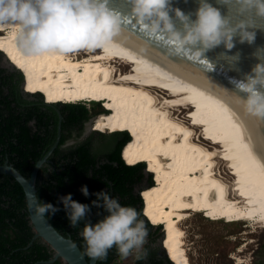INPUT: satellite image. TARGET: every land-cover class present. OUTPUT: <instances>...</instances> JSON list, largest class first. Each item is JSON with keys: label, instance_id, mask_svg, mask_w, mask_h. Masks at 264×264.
<instances>
[{"label": "bare ground", "instance_id": "obj_1", "mask_svg": "<svg viewBox=\"0 0 264 264\" xmlns=\"http://www.w3.org/2000/svg\"><path fill=\"white\" fill-rule=\"evenodd\" d=\"M0 50L23 72L27 93L48 104L103 101L108 114L96 117L93 129L130 133L124 159L147 163L154 176V186L142 192L143 215L163 226L174 264H193L181 223L196 210H212L213 221H252L264 229V145L231 103L116 37L102 47L33 56L22 49L17 29L6 27ZM187 109L200 128L188 124Z\"/></svg>", "mask_w": 264, "mask_h": 264}, {"label": "clouds", "instance_id": "obj_2", "mask_svg": "<svg viewBox=\"0 0 264 264\" xmlns=\"http://www.w3.org/2000/svg\"><path fill=\"white\" fill-rule=\"evenodd\" d=\"M218 2L235 4L238 14L255 7L257 13L264 16V0ZM129 3L132 14L138 20L153 31L168 33L179 46L198 56H203L205 52L221 44L227 50L233 49L237 35L241 43H252L256 39V32L249 30L251 20H234L231 16H225L211 0H198L195 18L192 13L185 14L181 9H175L176 16L183 22V31L174 27L169 15V0H129ZM109 4L110 0H0V28L17 29L22 49L33 56L102 47L116 36L122 24L121 13L109 7ZM231 58L236 60L238 56ZM253 72L255 76L248 75L246 80L233 82L240 91L247 93V97L243 98L245 110L264 116V92L257 89V85L264 87V64H257ZM104 109L107 111V108ZM142 164L147 163L139 165ZM80 191L85 196H95L91 204L74 200L72 193L58 199L72 226H76L87 216L91 205L105 210L106 214L102 218L86 222L80 233L89 257L104 259L114 246L121 258L133 254L137 259L147 256L145 245L149 229L134 206L121 204L106 189L90 193L88 186L82 185ZM59 210L51 202L42 201L37 206V213L41 216L55 214ZM224 220L225 218L219 222Z\"/></svg>", "mask_w": 264, "mask_h": 264}, {"label": "trees", "instance_id": "obj_3", "mask_svg": "<svg viewBox=\"0 0 264 264\" xmlns=\"http://www.w3.org/2000/svg\"><path fill=\"white\" fill-rule=\"evenodd\" d=\"M2 57L0 50V165L8 160L9 164L29 178L37 162L49 152L58 139L59 114L55 104L46 103L41 94L32 95L24 92L22 73L9 72L2 65ZM60 106L65 119L62 129L65 131L70 129V125L81 126L92 117L91 111L83 104ZM96 106L98 109L94 108V114L108 112L104 109L105 106L104 108L100 104ZM98 135L101 138L105 137L100 132ZM66 137L68 138L65 134L62 136L54 155L67 161L64 165L55 167L48 173L47 179L38 185L39 202H51L60 209L55 214L45 215L55 228L76 242L88 260L91 258L86 254V245L80 233L86 222H95L102 218L106 214L105 210L91 205L87 216L76 226H72L62 202L58 199L62 195L72 193L74 200L91 204L95 196H85L80 191L82 185H87L90 193L106 189L112 196L118 198L121 204L134 206L140 214V219H143L149 231H152L154 226L142 212L145 205L140 190L143 188L145 178L148 187L154 186L153 175L146 176L145 164L130 166L125 161L122 151L132 140L130 133L127 131L112 134L97 154L92 153L91 139L76 148L61 150V146L67 140ZM34 235L35 230L29 219L23 188L12 176L1 175L2 260L10 264H65L60 259L50 263L53 251L41 239L34 240ZM4 240L9 244L6 250L1 247ZM146 248L147 256L135 258L133 264H174L170 257L169 259L161 254L159 248L150 246ZM119 259L121 257L114 246L109 249L107 257L99 259L97 264H116Z\"/></svg>", "mask_w": 264, "mask_h": 264}, {"label": "water", "instance_id": "obj_4", "mask_svg": "<svg viewBox=\"0 0 264 264\" xmlns=\"http://www.w3.org/2000/svg\"><path fill=\"white\" fill-rule=\"evenodd\" d=\"M211 3L220 8L223 15L231 16L234 20L237 18L251 20L252 26L249 30L256 32V39L252 43L247 41L241 43L237 35L234 38L236 42L233 49L227 50L221 44L208 50L203 56H198L191 50L179 46L168 33L162 30L153 31L138 20L131 12L129 0H110L109 7L121 13L122 16L121 29L116 34V38L150 55L231 103L242 112L264 145V116L254 115L245 110L243 98L247 97V93L240 91L233 82L246 80L248 75L255 76L253 69L257 64H264V16L259 15L255 7L238 14L235 4L218 2V0H211ZM169 4V15L175 29L183 31V22L176 16L175 9L179 8L185 14L192 13L195 18L198 0H169ZM232 56H238V59L234 60ZM257 89L264 92V87L260 85H257ZM92 130L90 122L87 131L90 133ZM60 135L59 129L58 139L48 153V157L60 144ZM45 161L46 159L37 163L29 178L7 161L0 165V176H12L23 188L29 219L36 238L41 239L53 251V259L50 263L60 259L65 264H97L99 259L91 257L88 260L76 242L61 234L45 215L41 216L37 213V206L40 204L37 178ZM150 174L146 172V176ZM164 236L165 234L162 233L161 242ZM165 256L167 257L166 253Z\"/></svg>", "mask_w": 264, "mask_h": 264}, {"label": "rangeland", "instance_id": "obj_5", "mask_svg": "<svg viewBox=\"0 0 264 264\" xmlns=\"http://www.w3.org/2000/svg\"><path fill=\"white\" fill-rule=\"evenodd\" d=\"M1 52L3 55L2 57L3 67L8 69L9 72L11 73L14 71L20 72L10 62V60L7 58V55L3 51ZM124 69L126 70V67ZM24 83H25V79H24ZM63 103L68 104L65 102ZM77 104H83L91 111L92 118H94L93 120H91L92 127H93V124H95L96 122V117L103 114V113H99V114L93 113L94 108L98 109L96 105L100 103L94 104V103H88V102L83 101ZM100 105L102 106V104ZM105 108H107L106 105H105ZM185 116L189 119V122H191L190 119H192L191 117L192 114L190 113L189 109H187ZM188 124L190 126H195L196 128L201 127L199 125L193 124V121ZM195 127L193 128L195 129ZM94 131L96 130L93 129L90 132V134H92ZM96 132L99 133V131H96ZM103 134L105 135V137H102V138L100 137V143H106L107 141H109L113 133L103 132ZM199 135H198V138H199ZM201 138H202L201 141H203L206 145L209 143L208 144L210 145L209 148L214 147V144L210 143L212 142L211 140H208L204 138L203 136ZM223 160L224 159H222V161ZM225 165L226 164L220 165L221 174H223L225 179L232 182V179H234V176L229 174L230 170L228 169L227 165L226 166ZM142 187H143L142 191L140 190L141 192H143L148 187L147 178H145L144 182L142 183ZM211 212L212 210H210L209 213L203 212L201 211V209L196 210L195 212L191 214V217H189L190 219L188 218L181 223L182 227L185 229L187 233L186 234V243H187L186 248L188 247L187 250H188L189 258L191 259V262L193 264H238V261H239L238 258H241L243 261H246L247 264H264V229L263 228H253L252 225H250L252 221H248V222L240 221V222H233L230 224L226 223L228 222L227 218H225L224 221H220V222L213 221L214 215L210 216ZM162 229L163 227L161 228V227L155 226L154 228H152V231H149L147 243L145 247L150 246L151 248H159V251L161 252V254L165 256V253H166L167 257L169 258L168 252L164 246L165 237L162 242L160 241ZM163 232L165 234L164 229H163ZM135 258L136 256L135 254H133L127 258H121L117 260L116 264H133L135 261Z\"/></svg>", "mask_w": 264, "mask_h": 264}, {"label": "flooded vegetation", "instance_id": "obj_6", "mask_svg": "<svg viewBox=\"0 0 264 264\" xmlns=\"http://www.w3.org/2000/svg\"><path fill=\"white\" fill-rule=\"evenodd\" d=\"M22 73V72H21ZM23 74V73H22ZM24 76V75H23ZM25 79V77H24ZM26 83V82H25ZM24 83V85H25ZM26 86L23 87V90H25L27 92V90L25 89ZM24 91V92H25ZM29 93V92H28ZM27 93V94H28ZM30 94V93H29ZM43 96V95H42ZM44 97V96H43ZM45 98V97H44ZM45 102H46V99H45ZM47 103V102H46ZM60 104H64V103H57L55 104V109L57 110L58 114H59V124H58V131L60 129V132H61V135L60 137L62 138V136L65 134L68 136L67 140L65 141V143L61 146V150H68L70 148H76L82 144H84L87 140L91 139L92 140V145H91V150H92V153L93 154H97L99 150H101L103 147V143H100V136L98 135V133L96 131H94L92 134H90L87 130H88V124L91 122V120H93L94 118H90L89 120L85 121L81 126H73V125H70V129L68 130H63V121H65L64 119V114H63V109H62V106H60ZM61 117H62V121H61ZM61 123V125H60ZM60 125V127H59ZM64 133V134H63ZM61 138H60V141H61ZM57 141V140H56ZM56 143V142H55ZM55 145V144H54ZM59 146V145H58ZM57 146V147H58ZM54 147V146H53ZM52 147V148H53ZM56 147V148H57ZM51 148V149H52ZM55 148V149H56ZM50 149V150H51ZM55 149L53 150V152L49 155L48 157V153L50 152H47L45 154V156L39 160L38 162L46 159V161L43 163L40 171H39V174H38V178H37V187L38 185H41L45 179H47L48 177V173L53 171V169L55 167H59L61 165H64L65 162L67 161V159H59L57 156H55L54 154V151ZM54 157V158H53ZM77 157V156H75ZM58 158V159H57ZM8 161V160H7ZM6 161V162H7ZM5 162V163H6ZM37 162V163H38ZM4 163V164H5ZM37 165V164H36ZM35 165V166H36ZM147 168V167H146ZM211 216V215H210ZM154 226V225H153ZM163 227V226H162ZM34 229V228H33ZM6 234V233H5ZM7 235V234H6ZM34 240L38 239L36 238V233L34 235ZM31 245V244H30ZM9 244L6 240L2 241L1 242V247H3L4 250H6L8 248ZM29 248V246L27 247ZM1 253H0V264H10L8 262H4V259L2 260L1 258ZM7 258V257H6ZM19 264V263H17Z\"/></svg>", "mask_w": 264, "mask_h": 264}]
</instances>
